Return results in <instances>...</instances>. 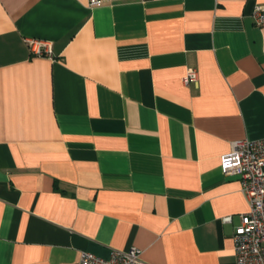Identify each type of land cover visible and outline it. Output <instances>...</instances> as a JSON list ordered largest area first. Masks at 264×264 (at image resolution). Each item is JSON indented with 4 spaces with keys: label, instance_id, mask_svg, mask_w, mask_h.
Segmentation results:
<instances>
[{
    "label": "crops",
    "instance_id": "obj_1",
    "mask_svg": "<svg viewBox=\"0 0 264 264\" xmlns=\"http://www.w3.org/2000/svg\"><path fill=\"white\" fill-rule=\"evenodd\" d=\"M93 2L0 0V264H237L219 167L264 138V0Z\"/></svg>",
    "mask_w": 264,
    "mask_h": 264
},
{
    "label": "built area",
    "instance_id": "obj_2",
    "mask_svg": "<svg viewBox=\"0 0 264 264\" xmlns=\"http://www.w3.org/2000/svg\"><path fill=\"white\" fill-rule=\"evenodd\" d=\"M101 0H94L97 5ZM252 19L258 28H264V6L255 8ZM28 47L37 57L53 58L52 43L27 39ZM199 72L189 68L183 78L185 86L198 82ZM221 172L226 177H238L249 205L248 212L239 217L240 224L233 236L237 264H264V138L238 140L231 143L230 150L221 157ZM230 222L231 218H223ZM73 264H146L143 251L136 247L129 250H112L109 259L83 252Z\"/></svg>",
    "mask_w": 264,
    "mask_h": 264
}]
</instances>
